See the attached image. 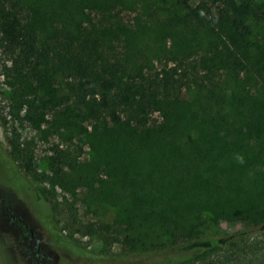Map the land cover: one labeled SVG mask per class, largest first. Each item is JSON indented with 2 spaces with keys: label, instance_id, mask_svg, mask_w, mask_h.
I'll return each instance as SVG.
<instances>
[{
  "label": "trees",
  "instance_id": "1",
  "mask_svg": "<svg viewBox=\"0 0 264 264\" xmlns=\"http://www.w3.org/2000/svg\"><path fill=\"white\" fill-rule=\"evenodd\" d=\"M0 53L7 155L52 188L56 241L177 260L264 233V0H0ZM58 187L83 213L62 217ZM221 223L243 230L203 237Z\"/></svg>",
  "mask_w": 264,
  "mask_h": 264
},
{
  "label": "rangeland",
  "instance_id": "2",
  "mask_svg": "<svg viewBox=\"0 0 264 264\" xmlns=\"http://www.w3.org/2000/svg\"><path fill=\"white\" fill-rule=\"evenodd\" d=\"M116 7L124 25L131 27L137 22L136 17H139L138 13L141 12L139 8L137 10L128 8V5L122 2H118ZM202 38L205 42L201 53L206 54L214 43V36L211 31H206ZM3 60L4 56L0 53V67ZM5 88L4 78L0 74V92ZM5 106L6 103L0 95V107ZM24 137L35 142L39 159L46 155L50 145L41 133L24 131ZM48 141L59 140L56 136H52ZM0 148V264H33V261H37L36 257L33 256L32 260L28 256L29 251L33 249V241L28 243L27 238L21 235L16 223L11 222V215L16 219L20 218L22 223L33 229L37 238L42 241L43 253H48L49 259L47 262L42 260L41 264H264V233L253 235L231 247L218 248L198 255L192 254L177 260L162 257L137 259L136 256L123 253L116 247L113 249L112 257L105 259L99 255L102 245L98 239L77 235L74 239L87 249V253L80 254L78 246L74 248L64 242L56 241L60 238L59 228L50 217L49 204L40 201L35 193L36 188L42 192L44 188L47 189L46 191L52 188L26 176L9 159L8 142L1 122ZM79 154L75 155L80 164L89 165L92 161V152L85 148L80 156ZM55 191L54 201H57L61 211H65L63 218L69 214L68 210L77 213L78 216L83 213L81 188H76V194L60 187ZM3 211L6 214H3ZM60 227H64L62 222ZM240 230H243L241 224L221 223L219 226L205 230L203 237L213 240ZM115 254L120 256L117 257Z\"/></svg>",
  "mask_w": 264,
  "mask_h": 264
},
{
  "label": "flooded vegetation",
  "instance_id": "3",
  "mask_svg": "<svg viewBox=\"0 0 264 264\" xmlns=\"http://www.w3.org/2000/svg\"><path fill=\"white\" fill-rule=\"evenodd\" d=\"M3 214H6L3 211ZM11 222L16 223L17 229L21 232V235L27 238L28 243L33 241V249L29 251V258L32 259L33 256L36 257L37 261H33V264H41V261H48V253H43V244L40 239L37 238L36 233L33 229L29 228L28 225H24L21 219H16V217L11 215ZM33 260V259H32Z\"/></svg>",
  "mask_w": 264,
  "mask_h": 264
}]
</instances>
